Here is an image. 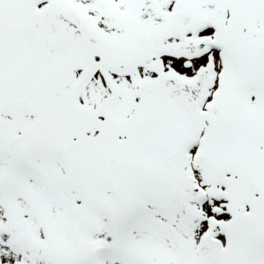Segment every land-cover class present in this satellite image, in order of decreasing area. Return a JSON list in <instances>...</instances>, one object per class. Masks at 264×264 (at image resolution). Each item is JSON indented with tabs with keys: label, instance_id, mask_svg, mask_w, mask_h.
Listing matches in <instances>:
<instances>
[{
	"label": "snow or ice",
	"instance_id": "obj_1",
	"mask_svg": "<svg viewBox=\"0 0 264 264\" xmlns=\"http://www.w3.org/2000/svg\"><path fill=\"white\" fill-rule=\"evenodd\" d=\"M0 264H264V0H0Z\"/></svg>",
	"mask_w": 264,
	"mask_h": 264
}]
</instances>
